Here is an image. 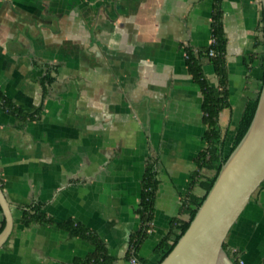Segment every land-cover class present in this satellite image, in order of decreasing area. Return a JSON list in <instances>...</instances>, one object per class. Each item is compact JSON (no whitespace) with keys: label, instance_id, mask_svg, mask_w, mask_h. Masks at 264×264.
Returning <instances> with one entry per match:
<instances>
[{"label":"crops","instance_id":"obj_1","mask_svg":"<svg viewBox=\"0 0 264 264\" xmlns=\"http://www.w3.org/2000/svg\"><path fill=\"white\" fill-rule=\"evenodd\" d=\"M215 0H0V90L21 118L0 105V186L13 228L0 264H74L94 251L55 223L94 232L111 264H131L129 239L148 161L157 189L153 219L136 250L156 264L157 244L186 221V194L206 143L203 93L185 53L219 90L204 53ZM228 105L218 117L228 146L246 103L262 81L260 0H219ZM212 172L206 169L199 176ZM35 203L53 223L23 226ZM4 221L0 212V228ZM243 264H264V183L224 241Z\"/></svg>","mask_w":264,"mask_h":264},{"label":"trees","instance_id":"obj_2","mask_svg":"<svg viewBox=\"0 0 264 264\" xmlns=\"http://www.w3.org/2000/svg\"><path fill=\"white\" fill-rule=\"evenodd\" d=\"M219 0H215L213 5V13L211 20V36L215 38V43L208 45L204 49L205 55L208 56V51L210 48L216 51L215 56H208L215 67L216 74L219 79V90L216 92L215 88L210 85L206 79L203 77L201 70V64L198 61L197 56L188 54L186 58V64L189 73L192 75L193 80L197 82L203 93L202 110H203V122L206 125V129L203 134V140L205 141V147L199 151L195 158L196 170L193 173L192 180L190 181V188L197 183L201 189L202 194L196 195L190 191L185 196L183 201V211L188 214V219L186 221H175L171 227L170 231L166 236L157 244L156 251L160 253V258L156 264H158L172 249L178 238L186 230L190 220L193 218L197 211V208L205 198L207 192L209 191L221 165L226 161L230 153L239 143L243 135L245 134L250 121L253 117L254 110L257 104L259 92L262 87L264 80V16L261 19V31L262 38L258 41L262 47L263 51L261 54V67H262V81L259 86V91L257 97L249 100L240 116L237 126L234 130L233 138L228 146H225V141L221 138L218 129V117L220 111L228 105L227 93L225 89V68H224V37L222 32L221 24V13L219 9ZM0 105L7 111L21 118H37L38 114H25L22 112L20 107H15L7 97L0 90ZM154 161H148L142 182H141V195L136 208V213L140 218V227L137 231L133 232L129 239V249L127 250V257L134 256L136 258V250L142 241L147 236L148 229L150 228V223L153 219V202L155 197V192L157 189V179L155 177L154 171ZM206 169L212 173L207 176H199L200 171ZM264 181L261 183L260 186ZM259 186V187H260ZM1 212V209H0ZM20 222L23 226H29L32 223H53L50 217H47L45 213L41 210V205L35 203L21 211ZM58 227L67 230L70 234L80 236L81 238L88 241L93 245L94 251L85 257L75 258L74 264H111L113 257L107 254L106 247L100 238L91 231L86 230L84 227L78 223H73L71 221H65L61 223H55ZM4 225H2L0 230ZM223 248L226 250L224 243ZM226 252L231 257V259L239 264L237 258L232 256L227 250ZM137 259V258H136Z\"/></svg>","mask_w":264,"mask_h":264},{"label":"water","instance_id":"obj_3","mask_svg":"<svg viewBox=\"0 0 264 264\" xmlns=\"http://www.w3.org/2000/svg\"><path fill=\"white\" fill-rule=\"evenodd\" d=\"M264 16V0H260ZM264 181V80L250 124L226 161L186 230L158 264H236L223 241L252 194ZM4 225L0 248L13 228L11 206L0 186Z\"/></svg>","mask_w":264,"mask_h":264},{"label":"built area","instance_id":"obj_4","mask_svg":"<svg viewBox=\"0 0 264 264\" xmlns=\"http://www.w3.org/2000/svg\"><path fill=\"white\" fill-rule=\"evenodd\" d=\"M213 43H215V38L213 36H211V38L209 40V45H212ZM215 55H216V51L214 49L210 48L209 51H208V56H215ZM187 57H188V54L185 53V58H187ZM149 223H150V226H151L152 222H149ZM149 229H148V231H149ZM129 261H130L131 264H137L138 263L137 259L134 256L131 257L129 259ZM238 261H239V264H243L242 260L238 259Z\"/></svg>","mask_w":264,"mask_h":264}]
</instances>
